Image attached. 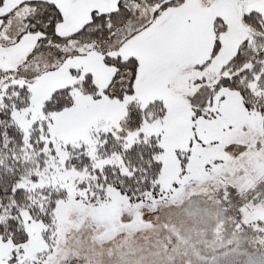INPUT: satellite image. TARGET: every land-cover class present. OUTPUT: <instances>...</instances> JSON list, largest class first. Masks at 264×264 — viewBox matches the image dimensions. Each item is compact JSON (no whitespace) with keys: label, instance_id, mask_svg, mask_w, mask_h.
Instances as JSON below:
<instances>
[{"label":"snow or ice","instance_id":"snow-or-ice-1","mask_svg":"<svg viewBox=\"0 0 264 264\" xmlns=\"http://www.w3.org/2000/svg\"><path fill=\"white\" fill-rule=\"evenodd\" d=\"M0 264H264V0H0Z\"/></svg>","mask_w":264,"mask_h":264}]
</instances>
